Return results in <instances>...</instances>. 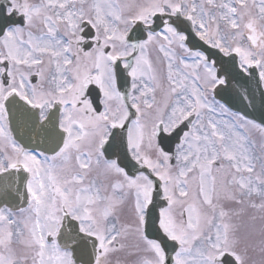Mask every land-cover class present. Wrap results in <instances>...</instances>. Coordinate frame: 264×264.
Returning <instances> with one entry per match:
<instances>
[{
    "label": "snow or ice",
    "instance_id": "1",
    "mask_svg": "<svg viewBox=\"0 0 264 264\" xmlns=\"http://www.w3.org/2000/svg\"><path fill=\"white\" fill-rule=\"evenodd\" d=\"M250 248L264 256V0H0V264Z\"/></svg>",
    "mask_w": 264,
    "mask_h": 264
},
{
    "label": "flooded vegetation",
    "instance_id": "2",
    "mask_svg": "<svg viewBox=\"0 0 264 264\" xmlns=\"http://www.w3.org/2000/svg\"><path fill=\"white\" fill-rule=\"evenodd\" d=\"M256 139H257V141H259V136H258V134L256 135ZM121 222H124L123 221V216L121 215ZM130 245H133V241H134V239L133 238H130ZM110 261H111V264H118V261L113 257V256H111L110 257ZM135 261V255H132V259L128 262V264H133V262Z\"/></svg>",
    "mask_w": 264,
    "mask_h": 264
},
{
    "label": "water",
    "instance_id": "3",
    "mask_svg": "<svg viewBox=\"0 0 264 264\" xmlns=\"http://www.w3.org/2000/svg\"><path fill=\"white\" fill-rule=\"evenodd\" d=\"M148 230L150 231V233H148ZM146 231H147V233H148L150 236L153 234L151 228H148Z\"/></svg>",
    "mask_w": 264,
    "mask_h": 264
},
{
    "label": "rangeland",
    "instance_id": "4",
    "mask_svg": "<svg viewBox=\"0 0 264 264\" xmlns=\"http://www.w3.org/2000/svg\"><path fill=\"white\" fill-rule=\"evenodd\" d=\"M228 207H230V205H228ZM127 252V251H126Z\"/></svg>",
    "mask_w": 264,
    "mask_h": 264
}]
</instances>
